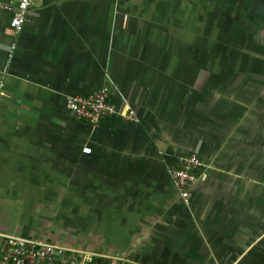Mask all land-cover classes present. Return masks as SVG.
Returning <instances> with one entry per match:
<instances>
[{
    "label": "crops",
    "instance_id": "crops-1",
    "mask_svg": "<svg viewBox=\"0 0 264 264\" xmlns=\"http://www.w3.org/2000/svg\"><path fill=\"white\" fill-rule=\"evenodd\" d=\"M10 19L0 234L130 264H264V0H37L8 63ZM104 87L136 122L75 120L67 97ZM187 153L206 164L188 203L169 174Z\"/></svg>",
    "mask_w": 264,
    "mask_h": 264
},
{
    "label": "built area",
    "instance_id": "built-area-1",
    "mask_svg": "<svg viewBox=\"0 0 264 264\" xmlns=\"http://www.w3.org/2000/svg\"><path fill=\"white\" fill-rule=\"evenodd\" d=\"M37 0H13L0 3V8L11 14L10 30L13 37L8 63L17 49V42L28 15ZM128 16H124L123 27L126 28ZM2 84H0V87ZM66 106L78 122L98 126L107 117H118L125 123L137 121L133 110L119 111L110 101L109 89L104 87L90 95H71L66 99ZM91 148L83 152L91 153ZM206 164L195 153L181 154L169 166L172 184L180 198L188 203L191 189L200 179H204ZM0 264H130L123 257H113L98 253L68 251L45 241H39L14 235L0 234Z\"/></svg>",
    "mask_w": 264,
    "mask_h": 264
}]
</instances>
